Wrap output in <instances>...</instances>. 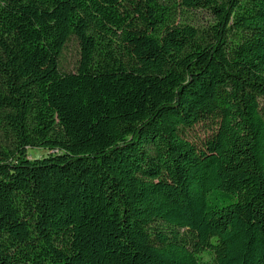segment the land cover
Wrapping results in <instances>:
<instances>
[{
    "label": "trees",
    "instance_id": "obj_1",
    "mask_svg": "<svg viewBox=\"0 0 264 264\" xmlns=\"http://www.w3.org/2000/svg\"><path fill=\"white\" fill-rule=\"evenodd\" d=\"M0 264H264V0H0Z\"/></svg>",
    "mask_w": 264,
    "mask_h": 264
},
{
    "label": "rangeland",
    "instance_id": "obj_2",
    "mask_svg": "<svg viewBox=\"0 0 264 264\" xmlns=\"http://www.w3.org/2000/svg\"><path fill=\"white\" fill-rule=\"evenodd\" d=\"M181 19L187 20V22L201 27L210 24L213 18L207 12L197 11L184 13L181 16ZM77 51L78 48L74 42H70L66 46L59 61V66L62 71L71 72L74 69L78 57ZM189 135V139L193 142L203 136L200 129H196L195 131L190 132ZM46 154L47 152L43 150H27V155L30 159L40 158L45 156Z\"/></svg>",
    "mask_w": 264,
    "mask_h": 264
}]
</instances>
